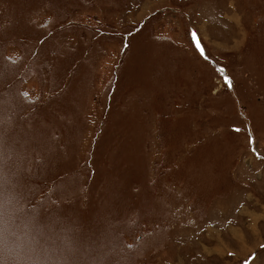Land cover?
Segmentation results:
<instances>
[{
	"label": "rangeland",
	"instance_id": "1",
	"mask_svg": "<svg viewBox=\"0 0 264 264\" xmlns=\"http://www.w3.org/2000/svg\"><path fill=\"white\" fill-rule=\"evenodd\" d=\"M0 197L52 264H264V0H0Z\"/></svg>",
	"mask_w": 264,
	"mask_h": 264
},
{
	"label": "clouds",
	"instance_id": "2",
	"mask_svg": "<svg viewBox=\"0 0 264 264\" xmlns=\"http://www.w3.org/2000/svg\"><path fill=\"white\" fill-rule=\"evenodd\" d=\"M0 264H52L36 249L27 225H17L11 199L0 197Z\"/></svg>",
	"mask_w": 264,
	"mask_h": 264
},
{
	"label": "snow or ice",
	"instance_id": "3",
	"mask_svg": "<svg viewBox=\"0 0 264 264\" xmlns=\"http://www.w3.org/2000/svg\"><path fill=\"white\" fill-rule=\"evenodd\" d=\"M193 33H195V37H196V39L193 41V43H194V46L196 47L197 51L199 52L201 57L204 58L205 60L210 59V57L208 56V54L206 52L205 47L203 46V44L201 42V38L199 37V35L195 29H192L190 31L191 36L193 35ZM197 45H199V47H197ZM217 71L223 76V79L225 81L226 86L229 89H232L234 87V84H233L232 78L226 74V70L223 68H217ZM235 131L239 132L240 129L237 128V129H235ZM250 143H253V141L251 139H250ZM245 264H250V261H245Z\"/></svg>",
	"mask_w": 264,
	"mask_h": 264
},
{
	"label": "crops",
	"instance_id": "4",
	"mask_svg": "<svg viewBox=\"0 0 264 264\" xmlns=\"http://www.w3.org/2000/svg\"><path fill=\"white\" fill-rule=\"evenodd\" d=\"M245 240H247V239H245Z\"/></svg>",
	"mask_w": 264,
	"mask_h": 264
}]
</instances>
